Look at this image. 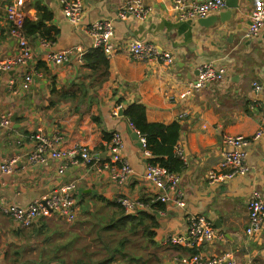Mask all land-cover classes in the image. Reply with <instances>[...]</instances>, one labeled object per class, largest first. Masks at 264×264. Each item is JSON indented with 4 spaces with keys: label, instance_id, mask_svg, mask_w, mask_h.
I'll list each match as a JSON object with an SVG mask.
<instances>
[{
    "label": "crops",
    "instance_id": "1",
    "mask_svg": "<svg viewBox=\"0 0 264 264\" xmlns=\"http://www.w3.org/2000/svg\"><path fill=\"white\" fill-rule=\"evenodd\" d=\"M0 1V60L17 51L7 32L6 3L16 4L30 23L43 20L49 31L46 35L42 28L33 34L26 32L31 60L25 68L0 76V122L8 119L7 127L0 126V163L20 157L12 175L0 173V264H177V258L193 253L204 257L229 253L235 264H264V225L259 233L245 234L248 197L254 190L264 196V136L247 150V175L215 185L207 179L211 171L225 172L221 169L222 137L250 138L260 126L264 112V28L255 38L239 37L245 35L252 12L263 0H239V8L232 11L229 21L221 24L218 18L212 28L200 25L199 19L178 20L172 10L174 0H140L149 8L145 20L118 17L122 6L132 0H79L84 10L79 28L65 19L61 0ZM98 20H112L116 44L150 42L173 56L172 65L136 61L126 53L109 58L102 53L106 69L90 68L94 63L85 57L80 64L76 55L60 65L50 63L49 57L56 51L77 47L86 52L84 56L90 53L91 39L82 27ZM203 63H211L223 78L191 98L179 100L188 84L196 82ZM26 71L32 73V83L24 90L21 83ZM10 80L14 81L12 86ZM254 84L260 85L257 94ZM134 102L144 107L148 122L180 125L176 145L187 156L184 169L178 172L184 207L166 203L160 209L145 211L153 213L155 227L148 218L119 221L127 215L114 202L121 194L147 200L156 193L143 179L147 161L134 131L124 116L114 114L118 105ZM38 128L47 138L58 134L59 149L86 146L95 160L68 165L62 175L57 174L62 160L47 156L43 164L28 163L26 156L34 148L33 134ZM113 132L120 134L122 156L134 171L126 185L115 182L102 168ZM70 181L77 185V215L72 223L48 217L29 229H18L1 212L5 204L27 206ZM94 213L97 218L88 221ZM192 215L210 220L222 238L193 247L166 244L170 236L185 234ZM147 228L154 233L151 242ZM22 231L32 235L24 236ZM83 240L88 243L80 245ZM94 243L95 254L88 252Z\"/></svg>",
    "mask_w": 264,
    "mask_h": 264
},
{
    "label": "built area",
    "instance_id": "2",
    "mask_svg": "<svg viewBox=\"0 0 264 264\" xmlns=\"http://www.w3.org/2000/svg\"><path fill=\"white\" fill-rule=\"evenodd\" d=\"M2 2L0 1V6ZM5 21L8 24V36L17 44L16 54L12 57L0 60V76L14 69H20L28 65L32 58V48L28 42L24 21L25 14L14 3H6ZM225 7L224 0H203L202 2H192L189 0H174L172 10L178 20H196L206 17L212 12H217ZM61 10L67 22L73 27L79 28L82 24L84 10L79 0H61ZM149 8L142 5L140 0L126 2L118 12L119 18L130 15L139 20H145ZM264 28V0L254 9L251 15L250 24L246 30L245 38L251 39L259 35ZM91 39V49H100L106 57L115 53H126L129 58L136 61L157 60L165 65H172L173 56L169 52H160L156 46L144 40H133L124 46L116 44L114 40V26L112 20H98L89 26L82 27ZM86 52L74 47L62 51H56L49 57L50 63L60 65L66 63L70 57L76 55L78 62L83 63ZM198 78L196 82L189 83L188 87L178 95V99L184 101L194 94L204 89L209 83L219 81L223 78V73L217 71L211 63H203L198 68ZM32 83V73L26 71L22 76L21 88L26 90ZM14 84L13 80L9 85ZM256 94L260 91V85L254 84ZM124 109L123 105H118L115 115ZM183 116L180 115V117ZM8 119H3L0 126L7 127ZM130 128L138 135L142 156L146 159V167L143 179L154 189V193L148 198V203L142 200L131 198L121 194L116 196L115 203L121 207L125 215L137 216L139 213L151 210L150 205L155 203H171L178 207H184L183 197L178 189L180 184V174L168 172L159 164L150 163L152 159L150 152L146 148L145 138L142 137L128 122ZM264 136V112L261 115L260 126L250 138L241 135L225 134L222 137V163L221 169L225 172L211 171L207 174L210 185H215L222 180H228L235 176H245L249 173L250 167L246 162L248 148L254 141ZM35 145L26 160L30 164H43L47 156L53 159L62 160V164L57 169V174L62 175L68 165L77 163H91L95 158L90 154L86 146H74L67 149H59L58 144L61 137L58 134L47 138L42 129L38 128L33 134ZM123 142L117 132L110 135L108 142V156L102 163L103 170L107 171L110 178L115 182L126 185L134 175V171L129 163L122 156ZM175 155L185 164L187 156L178 146L174 147ZM20 157H9L0 163V173L12 175L18 166ZM76 182H65L41 199H36L27 206H19L13 203L5 204L1 207L4 216L9 217L18 229H29L34 224L39 223L43 218L59 217L67 223H72L77 215ZM248 222L245 229L247 236L259 233L264 225V196L257 190L252 191L247 203ZM222 235L213 227L210 220L202 215H192L188 217L187 229L184 235L170 236L166 239L169 245H185L193 247L198 243H212L221 239ZM177 264H235L229 253H221L211 257H204L200 253L180 257L176 259Z\"/></svg>",
    "mask_w": 264,
    "mask_h": 264
},
{
    "label": "trees",
    "instance_id": "3",
    "mask_svg": "<svg viewBox=\"0 0 264 264\" xmlns=\"http://www.w3.org/2000/svg\"><path fill=\"white\" fill-rule=\"evenodd\" d=\"M44 31V35L46 32H49L48 29L44 27L43 20L37 23H30L29 21H24V30L25 33L33 34L40 30ZM84 57L89 59V61L93 62L94 65H91L90 68H101L102 66L106 69L107 62L105 57L102 55V51L100 49H91ZM92 57V58H91ZM103 64V65H102ZM104 71V75H105ZM121 102V101H120ZM122 116L130 122L133 128L145 138L146 148L150 152L152 159L148 160L150 163H157L161 167L165 168L168 172L178 173L181 172L185 165L183 162L175 155L174 147L177 144L180 136L181 127L178 123H171L169 125H164L160 123H151L146 120L145 109L144 107L138 103L134 102L132 104L125 105L124 109H122ZM109 138H106L108 140ZM144 203H148L147 200H142ZM162 206L161 203H155L150 205L151 210L160 209ZM121 216L119 221H135L138 218H148L151 220V226L155 227L157 225L156 219L153 213L143 212L139 213L137 216ZM137 217V218H136ZM148 234V239L152 240L154 237L153 231L149 228L146 229ZM115 252V249L110 251L111 255ZM194 254V253H193ZM107 259L105 261H109Z\"/></svg>",
    "mask_w": 264,
    "mask_h": 264
},
{
    "label": "water",
    "instance_id": "4",
    "mask_svg": "<svg viewBox=\"0 0 264 264\" xmlns=\"http://www.w3.org/2000/svg\"><path fill=\"white\" fill-rule=\"evenodd\" d=\"M239 0H225V12L220 13L218 16L214 17H204L199 19L200 25L204 26L205 28H212L215 26L217 19L219 18V21L221 24L226 23L229 21L230 16L232 14L233 10H236L239 8ZM245 37L244 33L239 38L243 39ZM119 115H122V110L119 111ZM135 139L138 140V135L135 134Z\"/></svg>",
    "mask_w": 264,
    "mask_h": 264
},
{
    "label": "rangeland",
    "instance_id": "5",
    "mask_svg": "<svg viewBox=\"0 0 264 264\" xmlns=\"http://www.w3.org/2000/svg\"><path fill=\"white\" fill-rule=\"evenodd\" d=\"M106 214H107L108 216H110V213H109V214L106 213ZM92 218H97L96 213H94V216H93V217H90V216H89V217L86 218V219H88V221H89V220L91 221ZM50 220H51V221H55V220H53V219H50ZM2 221L4 222V225L8 224V219L5 218V219H3ZM97 222H98V221H97ZM22 232H24V234H23L24 236H30V235H32V234L26 235V234H25V231H22ZM91 235H92L91 237H94L93 233H91ZM124 235H125V234H124ZM14 238H15V237H13L12 239H14ZM119 238H121V235H119ZM123 238H127V236L125 235V236H123ZM90 239H91V238H90ZM90 239H89V240H90ZM130 240H131V241H135L136 243L140 244V243L137 241V239L130 238ZM86 243H88L87 240H83V241H81L80 245H81V244H86ZM11 246H13V245H11ZM94 246H96L95 243L92 244V246H90V250L87 249L88 252H90V253H94V254H95V252H96V248H93ZM131 246L133 247V244H131ZM13 247H14V246H13ZM14 248H15V247H14ZM30 257H31V254L28 255V257L26 258V260L30 259ZM4 264H7V261L4 262Z\"/></svg>",
    "mask_w": 264,
    "mask_h": 264
}]
</instances>
